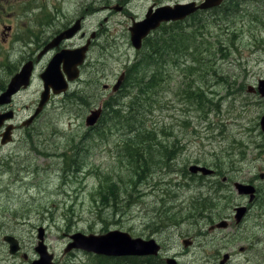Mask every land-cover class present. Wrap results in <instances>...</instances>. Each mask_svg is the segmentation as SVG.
<instances>
[{
    "label": "rangeland",
    "instance_id": "obj_1",
    "mask_svg": "<svg viewBox=\"0 0 264 264\" xmlns=\"http://www.w3.org/2000/svg\"><path fill=\"white\" fill-rule=\"evenodd\" d=\"M175 1L184 0H135L131 6L136 10L132 14L137 12V17H140L148 4L153 2L168 4ZM243 8L246 10L241 15L243 19L231 15L226 19L235 18L232 25L209 24L201 34L204 43L224 41L227 36H222V29L232 31L234 35L232 44L223 45L226 51L204 44L203 50L208 49L214 54L209 57V52L205 53L211 61L204 60V64L210 66L211 70L191 78L195 80L192 86L196 88L198 83L204 84L202 76L208 75L205 77V87L212 99L209 105L204 104L199 109L179 97L177 93L182 92L179 85L183 77L175 66L167 64L164 67L167 77L161 82L160 88L159 85L156 87V92L149 90L141 93L138 102L134 96L131 98L135 104H139V118L144 120V129H140L141 137H148L144 140L147 144L144 164L148 163L150 173H141L145 177L141 182L132 173L135 165H128L121 156L127 130L122 131L113 126L114 130L106 132L102 138L92 132L95 138L91 141L80 140L82 136L86 137L87 111L98 108L110 96L109 91L102 89V85L112 86L118 74L136 56L129 40L130 20L124 25L111 27L109 35L102 40L108 49L100 57L96 56L99 65L95 74L91 75L93 84L83 90L73 91L71 94H75V97L68 98L71 106L60 104V99L55 101L53 107H61L50 115L51 119L47 117L48 135L44 137L40 133L39 137L29 139L25 145L18 139L6 148L0 147V264H28L35 260L38 227L45 230V245L54 256V264H95L96 260L89 253L65 252L66 246L73 242L70 237L77 233L102 234L110 230L126 231L131 227L134 228V236L147 238L150 230L143 225L152 220L151 227L156 226L155 216L165 212L168 209L166 207L173 206L187 212L193 203L192 209L181 215L182 218L190 216L185 221L191 224L175 229V233H190L198 216L209 217L212 212L222 209L219 200L213 197L209 198L212 200L210 207L205 204L206 209L204 207L202 212L193 209L200 202L196 199L216 191V183L221 176L219 180L204 177L205 185L202 187L197 184V180H192L193 184L188 186L183 185L182 182L187 183L189 179L187 167L192 164L213 167L215 162L227 161L226 147L232 146L236 151L245 152L244 160L236 162L243 178H250L253 173H264V139L259 127L260 117L264 115V99L257 93L253 95L246 92L247 86L254 87L259 79H264V8ZM253 16L257 20H253ZM102 57H111L105 69L108 71L106 74L103 72L104 66H101ZM118 57L119 60H116ZM138 75L141 79L142 72ZM148 100L152 105L149 112ZM126 103L125 99L120 101L122 105ZM74 108L78 111H73ZM143 130L145 133H142ZM153 134H156L155 139ZM78 143L82 147L85 143L88 153L77 157V169L75 166L67 169L72 156L66 150ZM226 177L230 189L238 176L234 172ZM101 179L107 182L106 187L113 188L106 189L105 195H109L111 190L110 195L114 194L117 201L123 198L121 201L124 202L116 214L112 202L108 201L109 205L103 206L95 193ZM224 190L214 193L224 196ZM203 219L205 223H199L198 226H207L208 221ZM4 235H11L20 243L18 254H8L7 246L2 242ZM154 238L163 242L159 258L177 253L180 258L187 259L182 245L176 239V248H173L171 243L174 236L159 234ZM23 255L27 259H23Z\"/></svg>",
    "mask_w": 264,
    "mask_h": 264
},
{
    "label": "flooded vegetation",
    "instance_id": "obj_2",
    "mask_svg": "<svg viewBox=\"0 0 264 264\" xmlns=\"http://www.w3.org/2000/svg\"><path fill=\"white\" fill-rule=\"evenodd\" d=\"M134 1L0 0V122H2L0 147L6 148L18 139V142L25 145L29 139L39 137L40 133H43L44 137L48 135L47 117L51 119L50 115L61 107L60 105L54 108L55 101L60 99V104L70 105L67 98L69 94L93 84L91 75L95 74L99 65L98 61L96 62V56L100 57L101 53L108 49L102 40L109 35L111 27L124 25L127 20H130L131 24L142 21L148 13L162 6L174 7L192 2L200 4L203 0L175 1L168 4L153 2L148 4L145 13L140 17H137V12L132 14V11L136 10L131 6ZM239 1L235 0L233 3L237 5L236 7L242 8L243 5ZM257 1L262 2V0ZM231 15L235 14L223 13L222 5H219L208 10L196 11L183 20L168 22L165 25L189 23V25L201 27L200 31L204 33L206 25L209 24L232 25V20L235 18L226 19ZM240 18L243 19L242 16ZM252 19L256 20V17L253 16ZM160 27L155 31H159ZM100 59H102L101 66H104L103 72L106 74L108 71L105 69L111 57ZM115 59L119 60V57ZM126 67L118 74L112 86L102 85L104 91H109V97L114 95L119 97L122 94ZM72 74H76V78L70 81L68 76ZM120 76L122 80L114 91L113 88ZM64 81L67 82L66 91L54 93L53 90L58 89L60 85L63 90ZM10 87L14 90L13 92ZM8 90L10 93H7ZM105 101L106 99L99 105L102 112ZM93 110H88L87 116ZM73 111L78 110L74 108ZM98 122L99 120L93 126H96ZM33 128L37 130L32 131ZM88 128L90 127L86 129ZM261 135L264 139L262 132ZM3 137L10 141L1 145ZM93 138L95 137L84 139V141H91ZM78 145L79 143L73 144L66 150L72 158L77 159L78 156L88 153L85 143L83 147ZM224 151L227 161L215 162L213 167L192 164L186 171L189 178L188 184H193L192 180H197L199 181L197 184L202 187L205 185L204 177H214L215 180H219L221 176L214 192L218 193L224 188L227 189L224 190L226 194L224 196L214 192H211V195L202 196V198L213 197L219 200L222 207L221 210L212 212V216L205 217L208 221L207 226H198L199 223L204 222L203 218H198L196 225L191 226L193 227L191 232L182 234L180 231L175 233V229L184 227L189 222L181 221L177 225L167 223L151 227L153 222L151 220L143 225L150 230L149 236L143 239L153 240L162 250L163 242L154 237L159 234L172 235L174 236L171 243L173 248H176V239L182 245V251L187 259L180 258V254L177 253L165 258H159V254L156 257L119 258L116 264H157V261L167 264L166 258L172 260L171 264H264V173H253L250 178H243L241 168L236 165V162L244 160L245 152L236 151L232 146L224 148ZM193 166L208 168L212 174L203 176L198 171L192 173L190 167ZM234 172L238 177L231 183L229 189L226 176ZM224 174L225 176H222ZM187 183L182 182L183 185ZM235 183L250 186L251 194H239L234 187ZM192 205L187 212L192 209ZM174 210L187 213L183 209L175 208ZM212 217L214 219L208 220ZM158 222L157 220L156 224ZM221 223L224 225L217 227ZM133 231L134 228L130 227L124 232L132 238H137L133 235Z\"/></svg>",
    "mask_w": 264,
    "mask_h": 264
},
{
    "label": "trees",
    "instance_id": "obj_3",
    "mask_svg": "<svg viewBox=\"0 0 264 264\" xmlns=\"http://www.w3.org/2000/svg\"><path fill=\"white\" fill-rule=\"evenodd\" d=\"M222 5L223 13L229 12V14H240V12L235 8V6L237 5H234L232 1H227ZM213 16L215 17L216 14L214 13ZM200 30L201 29L199 27L191 26L189 24L180 25L178 23H170L168 25L163 24L160 27L159 31H155L152 35L146 37L143 40L141 49L136 52L134 60L130 63L129 66L126 67L125 82L122 88V94L119 97L117 95L109 97L103 103V113L98 124L96 126L88 128L84 133L86 137L82 136L80 138V140L92 138V132H95V135L97 137L102 138L106 132H111L114 130L112 128L113 126L117 127V129H121L122 131L127 130V138L125 140L126 144L124 145L123 151L121 152V156L127 161L128 165H135V171H133L132 173L135 177H137V179L140 178L139 182L145 179L144 176H141V173L144 175L150 173V170L147 169L148 163L147 165L144 164V158L147 155V144L144 140H147L148 137H145V135L141 137L140 129H144V120H141L139 118L141 116V112L138 109L139 104H135L134 100L132 101L131 98L134 96V98L138 102L140 100L138 99V97H140L141 93H145V91L149 90L150 92H156V87L159 85L160 88L161 82H164L167 77V74L164 71V67L167 64L175 66L178 69V73L180 74L181 72V75L183 77V82H181L179 85V88L182 89V92L177 93L179 97H182V99L184 98L191 105H196L199 109H202L204 104L209 105L212 99L209 98L210 93L205 87V83L207 82V79L205 77H207L208 75L205 74L204 76H202L204 84L201 85L198 83L196 85V88L192 86L195 80L191 78L195 77L196 75L201 76L204 73H209L211 70L210 66L204 64V60L211 61L205 56V53L206 51L209 52V57H212L214 54L210 53L208 49L206 51L203 50V47L205 46L204 44L209 47H216V50L226 51L225 49H223V45L232 44L234 35L232 34V31L229 32L226 31L227 29H223V36H227L224 41L219 43L218 40H215L213 42L204 43L203 38H201L202 32ZM144 65H146L145 68H142V66ZM159 67H161V69H159ZM141 72L142 77L141 79H139L138 73L140 74ZM142 84H144L145 87L142 88ZM69 97L74 98L75 94H69L67 98ZM142 97L143 96H141V100L143 99ZM122 99L127 100L126 105L120 104V101ZM151 108L152 105L148 100V112ZM142 133H145V131L143 130ZM155 138L156 134H153V139ZM173 148H175V145ZM179 150L180 148L177 149V151ZM70 160L71 163L70 165L68 164L67 169H69L70 166H75V169H77V167L79 166L77 165V159L71 157ZM120 184H123V182H121ZM107 185V182H104L101 179L97 184V190L95 193L96 195H98V198H100V202L103 206L109 205L108 201H110V203L112 202V204L114 205L113 208L116 209V214L117 210L120 211V207L122 206L124 201H121L123 200V198L117 201V198L114 194L111 196V190H109L108 192L109 195H105L104 193H106V189L113 190V188H111L112 186L108 188L106 187ZM173 196L174 195L171 196V199L173 198ZM196 200H200L198 204L194 205V210H196L197 212H202L206 205L210 207L212 201L209 198L202 197ZM166 208L168 209H165V212H161V214L158 213L155 216L159 221L156 226H158L159 224L167 223H170L172 225L174 223L175 225H177L179 224V222L185 221V219L189 220L191 218L188 215L186 216L189 218H182V213L174 210L175 207L173 206ZM177 217L179 219H176ZM214 217L208 218V220H212L214 219ZM198 218L205 217L199 216ZM96 258L97 264H116L119 261V259L113 258ZM157 264H162V262L157 261Z\"/></svg>",
    "mask_w": 264,
    "mask_h": 264
},
{
    "label": "water",
    "instance_id": "obj_4",
    "mask_svg": "<svg viewBox=\"0 0 264 264\" xmlns=\"http://www.w3.org/2000/svg\"><path fill=\"white\" fill-rule=\"evenodd\" d=\"M222 0H205L204 3L199 6H195L194 3L185 4V5H176L174 7L162 6L161 8L155 10L153 13H148L145 16V19L141 22L133 23L129 28L130 32V43L135 50H139L141 47L142 39L147 36V34L156 29L162 22H175L184 19L189 14L193 13L197 9H208L219 4ZM76 78V74L68 76L69 80ZM122 76H120L117 84L114 86V91L120 85ZM59 83V82H58ZM63 90L61 85L58 89H54V93L65 92L67 89V84L63 82ZM53 86V85H52ZM11 92L14 90L10 87ZM8 90L7 93H10ZM257 92L259 95L264 98V79H261L257 83ZM248 92L255 91L253 88L248 87ZM47 94V91H45ZM9 96L8 94H6ZM101 116V108L94 109L85 119V126L91 127L95 125L99 117ZM2 122H0L1 125ZM260 130L264 134V115L260 118L259 122ZM10 139L3 137L1 144H6ZM190 171L200 172L202 175L207 176L211 175L212 171L206 168L200 167H190ZM235 189L239 194H251V187L245 186L239 183L234 184ZM224 224H218L217 227L223 226ZM37 245L34 248L35 253L38 258L33 260L29 264H54V256L48 252L47 247L44 244V229H37ZM72 243H70L65 252H68L72 249L81 250L87 253H92L98 256L105 257H124V256H155L159 250V246L153 240H143L140 238H131L126 232L111 230L104 234H74L70 237ZM3 242L7 244L9 255H14L19 250L18 242L10 236H4ZM186 245V243H185ZM25 258V256L23 257ZM172 261V260H171ZM170 259L166 260L167 264H171Z\"/></svg>",
    "mask_w": 264,
    "mask_h": 264
},
{
    "label": "bare ground",
    "instance_id": "obj_5",
    "mask_svg": "<svg viewBox=\"0 0 264 264\" xmlns=\"http://www.w3.org/2000/svg\"><path fill=\"white\" fill-rule=\"evenodd\" d=\"M91 127H93V126H91ZM91 127H90V128H91ZM68 144H70V143H68ZM40 155H42V154H40ZM43 155H44V153H43ZM43 155H42V156H43ZM44 156H45V155H44ZM57 156H58V155H57ZM52 158H53V157H52ZM59 159H60V158H59ZM29 162H30V161H29ZM8 169H9V168H8ZM207 169H208V168H207ZM78 171H79V170H78ZM73 173H75V172H73ZM224 175H225V174H224ZM228 177H229V176H228ZM187 182H188V181H187ZM189 182H190V181H189ZM177 183H178V182H177ZM187 184H188V183H187ZM187 184H186V185H187ZM189 184H191V183H189ZM213 184H214V183H213ZM187 186H188V185H187ZM226 190H227V189H226ZM229 192H230V191H229ZM175 198H176V197H175ZM217 202H218V201H217ZM220 202H221V201H220ZM217 204H218V203H217ZM25 205H26V204H25Z\"/></svg>",
    "mask_w": 264,
    "mask_h": 264
}]
</instances>
